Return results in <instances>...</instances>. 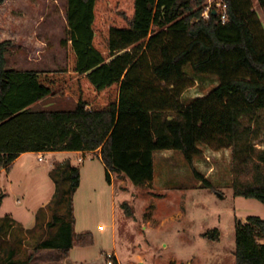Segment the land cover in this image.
Here are the masks:
<instances>
[{"label": "trees", "instance_id": "16d2710c", "mask_svg": "<svg viewBox=\"0 0 264 264\" xmlns=\"http://www.w3.org/2000/svg\"><path fill=\"white\" fill-rule=\"evenodd\" d=\"M226 1L221 23L216 12L201 15L204 0H67L66 65L58 69L6 67L9 41H1L0 166L9 169L25 152L99 151L108 178L117 173L143 185L153 179L154 152L172 149L211 188L193 163L205 144L231 148L236 174L252 163L251 180L235 178L233 194L264 204V147L255 142L264 133V38H257L250 0ZM187 66L218 84L183 103L182 91L193 84ZM55 92L69 93L74 106L30 107ZM65 169L75 189L79 168ZM70 223L62 221L43 244L92 243L89 233L74 236ZM234 227L235 263L264 264V219L249 215ZM202 235L218 240L219 230ZM110 261L120 264L115 255ZM0 264L26 263L10 256Z\"/></svg>", "mask_w": 264, "mask_h": 264}, {"label": "rangeland", "instance_id": "374dc122", "mask_svg": "<svg viewBox=\"0 0 264 264\" xmlns=\"http://www.w3.org/2000/svg\"><path fill=\"white\" fill-rule=\"evenodd\" d=\"M250 2L259 20L260 41L264 38V8L259 0ZM66 6L67 0L0 2V42L9 41L6 67L42 71L66 65L62 43L67 27ZM184 71L193 84L182 91L183 103L206 95L218 84L216 76L194 73L189 66ZM74 104L69 93L55 92L30 107L71 108ZM260 118L264 123V111ZM255 142L257 147H264L263 132ZM199 147L201 153L193 163L211 188L202 182L198 185L177 151L157 153L155 176L143 185L114 173L108 178L103 162L91 152L56 151L54 156L42 154V161L38 154L27 152L0 172V190L7 192L0 214L10 211L26 220L38 210L41 215L48 208L63 209L61 214L71 221L74 236L85 232L92 237V243L70 250L75 264H105L108 254L115 255L120 264H236L235 221L244 222L249 215L264 219L260 200L233 194L235 178L251 180L252 163L238 165L236 174L231 148L215 149L205 144ZM162 158L169 160L161 165ZM69 166L79 168V185L75 189L65 179V168ZM168 168L173 173H165ZM45 200L49 205L42 208ZM51 223L55 224L54 220ZM214 228L219 230L218 240L202 235ZM50 230L43 227L34 233L46 235ZM16 232H11L5 244L17 245ZM17 249L20 257L30 255L31 264H59L57 259L65 254L61 250H29L21 245Z\"/></svg>", "mask_w": 264, "mask_h": 264}, {"label": "crops", "instance_id": "0c3cea01", "mask_svg": "<svg viewBox=\"0 0 264 264\" xmlns=\"http://www.w3.org/2000/svg\"><path fill=\"white\" fill-rule=\"evenodd\" d=\"M171 151L173 152L175 150L165 149V150H158V151L154 152V174H153V178H154L155 173L157 171V167H156V163H155L156 154L157 153H163V152H171ZM63 152L80 153L82 151H63ZM26 153L27 152L21 153L19 156H17V158H15V160L12 163L17 161L20 157H22ZM28 153H35L38 155L39 154H47V155L54 156L55 153H57V152L56 151H47V152H28ZM85 153H90V152H85ZM94 154L100 158L99 151H95ZM54 158L55 157L52 158V164H53ZM182 158H183V155H182ZM42 160H39V161H42ZM165 160L168 161L169 159L168 158H162L163 162L161 161L162 162L161 165L166 163ZM183 160H184V158H183ZM3 170H8V169H5V168L0 166V172ZM50 171H53V170L51 169ZM164 172L165 173L166 172L167 173H170V172L173 173V171L169 168L164 170ZM114 174H117V173H114ZM199 184H200V181L198 180V185ZM0 193L2 194V198L0 201V209H2V207L4 206L3 203L5 200V197L7 196V192L0 190ZM47 205H49V202H47V200H45L41 204V207L44 208ZM62 211H63V209L56 208V207H54L52 209L48 208L46 210H43V213L41 215H39L40 213L38 210L35 214H33L34 212H32L31 217L26 219V220L20 219L19 215H17L15 217L10 211L5 212L4 214L1 213L0 214V260L9 258L11 256L14 259L25 262L26 264H31L30 263V259H31L30 255H28L26 257H20L19 256L17 246L21 245L23 247H25V246L30 247L29 250H31L34 247L36 249L61 250L62 252L64 251L65 254L62 257H60L59 259H57L59 264H75V262L71 259L70 250L74 246H77V245H72L70 248L65 249L63 247H51V246H47V245L43 244V241H45L47 239H51L53 237V235H55L57 233V230H58L60 224L62 223V221H65V218L63 216L64 214H61ZM40 219H43V220L40 221ZM53 220H54L55 224L51 223ZM43 227L44 228L50 227L51 230L48 231V233H46V235H43L42 233L41 234L34 233L35 230H39V229L41 230V228H43ZM12 231H14V234H15V231H17L16 236H15L17 245L5 244L6 241L10 239ZM72 233H74L73 232V226H72Z\"/></svg>", "mask_w": 264, "mask_h": 264}, {"label": "built area", "instance_id": "2783aa9c", "mask_svg": "<svg viewBox=\"0 0 264 264\" xmlns=\"http://www.w3.org/2000/svg\"><path fill=\"white\" fill-rule=\"evenodd\" d=\"M203 11L202 16L207 17L209 15L210 11L215 10L216 14L218 15V20L221 23H224L227 19V1L226 0H204L203 3ZM38 159L42 160L43 155L39 154ZM79 159H82V157H79ZM111 254H108V259L106 260L108 264H110Z\"/></svg>", "mask_w": 264, "mask_h": 264}, {"label": "water", "instance_id": "95a60500", "mask_svg": "<svg viewBox=\"0 0 264 264\" xmlns=\"http://www.w3.org/2000/svg\"><path fill=\"white\" fill-rule=\"evenodd\" d=\"M212 12H213V13H215L216 11H215V10H213Z\"/></svg>", "mask_w": 264, "mask_h": 264}]
</instances>
